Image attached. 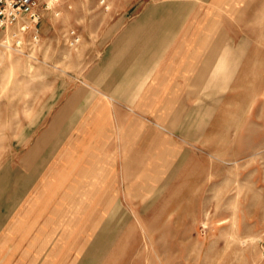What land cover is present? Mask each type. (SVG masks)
I'll list each match as a JSON object with an SVG mask.
<instances>
[{"label": "rangeland", "instance_id": "rangeland-1", "mask_svg": "<svg viewBox=\"0 0 264 264\" xmlns=\"http://www.w3.org/2000/svg\"><path fill=\"white\" fill-rule=\"evenodd\" d=\"M115 3L61 0L44 11L38 32L14 37L15 27L9 34L14 46L0 48V264L17 263L19 257L5 254L15 247L22 219L39 222L35 231L71 227L61 241L62 264H264V70L233 91L230 110L220 112L213 126L195 127V144H184L183 169L153 177L158 191H145L142 174L129 185L120 176L118 192L103 207L83 209L73 224L45 223L79 212L57 193L66 176L55 165L68 145L86 141L102 97L97 89L111 82L95 29L97 21L110 20L102 10ZM201 7L216 9L233 30L257 31L264 40V0L207 1ZM113 115L151 122L143 110ZM137 129L130 134L136 143L142 137ZM105 130L101 122L94 133ZM167 130L179 141L194 134L190 127ZM136 152L142 155V149ZM170 154L171 172L176 158ZM133 162L142 173V161ZM166 179L173 183H161ZM100 216L102 223L83 222Z\"/></svg>", "mask_w": 264, "mask_h": 264}, {"label": "crops", "instance_id": "crops-1", "mask_svg": "<svg viewBox=\"0 0 264 264\" xmlns=\"http://www.w3.org/2000/svg\"><path fill=\"white\" fill-rule=\"evenodd\" d=\"M114 1L116 6L101 14L107 12L110 20L97 21L95 29L97 46L105 47L102 55H107L104 63L112 72L111 82L103 84L102 92L97 89L102 97H98L86 141L68 145L63 162L55 165L63 168L66 176L57 193L62 191L63 200L69 202L67 207L79 212L49 219L45 221L48 224H73L81 220L83 209L103 207L110 196L113 199L112 193L118 192L120 176L126 177L129 185L133 176L142 174L147 177L145 191H158L160 187L152 180L183 169L184 144H195V127L213 126L220 112L230 110L233 91L244 86L251 74L264 70V40L257 31L253 35L233 30L218 19L216 9L201 7V3L220 0ZM200 96L204 98L199 102ZM137 110L148 113L151 122L141 124L130 115L125 121L114 119L113 112ZM101 122L106 130L96 136L94 128ZM137 125L142 130L138 143L130 137ZM171 127H190L194 134L179 141L167 134ZM139 128L137 133L141 132ZM117 130H124L118 139ZM139 149L142 155L137 156ZM169 154L176 158L170 164L171 172ZM136 160L142 161V173L134 168ZM161 183L173 182L166 179ZM83 222L103 220L100 216ZM21 224L14 237L15 247L5 254L8 259L15 255L19 257L16 264H62L65 249L62 252L61 241L71 227L58 232L50 228L35 231L39 222L22 219ZM51 239L58 242L51 243ZM25 256H31V261L25 263ZM43 256L46 258L41 261Z\"/></svg>", "mask_w": 264, "mask_h": 264}, {"label": "built area", "instance_id": "built-area-1", "mask_svg": "<svg viewBox=\"0 0 264 264\" xmlns=\"http://www.w3.org/2000/svg\"><path fill=\"white\" fill-rule=\"evenodd\" d=\"M60 2L61 0H0V48L14 46L11 45L9 34L15 27H18L21 34L31 30L38 32L37 26L43 19L44 11L53 9ZM33 39L38 40V33ZM78 40L77 38L75 41ZM15 45L18 49L22 41L15 40Z\"/></svg>", "mask_w": 264, "mask_h": 264}, {"label": "bare ground", "instance_id": "bare-ground-1", "mask_svg": "<svg viewBox=\"0 0 264 264\" xmlns=\"http://www.w3.org/2000/svg\"><path fill=\"white\" fill-rule=\"evenodd\" d=\"M18 33H19V32H18ZM18 35H19V34H18ZM18 35H17V36H18ZM13 36H14V35H13Z\"/></svg>", "mask_w": 264, "mask_h": 264}]
</instances>
